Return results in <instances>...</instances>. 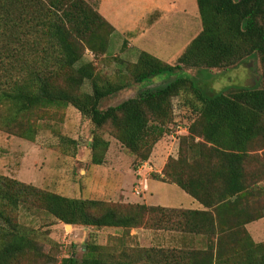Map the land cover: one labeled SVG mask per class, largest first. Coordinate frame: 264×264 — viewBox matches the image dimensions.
<instances>
[{
  "label": "trees",
  "instance_id": "obj_1",
  "mask_svg": "<svg viewBox=\"0 0 264 264\" xmlns=\"http://www.w3.org/2000/svg\"><path fill=\"white\" fill-rule=\"evenodd\" d=\"M197 5L202 30L175 65L141 52L136 63L116 60L123 71L110 77L82 63L87 51L103 59L115 31L85 0H0V131L34 142L52 110L73 107L94 128L91 163L101 166L110 149L105 135L140 165L173 123L187 127L177 157L154 179L176 185L205 209L80 200L0 176V264H57L51 255L57 244L43 243L18 222L21 206L64 225L122 231L105 246L87 242L80 259L73 254L61 264H264V242L247 230L264 218V0ZM251 58L260 65V87L217 92L176 78L100 109L103 100L167 72L229 71ZM175 99L193 116L185 126L176 121ZM137 229L194 236L196 246L140 247L131 235Z\"/></svg>",
  "mask_w": 264,
  "mask_h": 264
},
{
  "label": "rangeland",
  "instance_id": "obj_2",
  "mask_svg": "<svg viewBox=\"0 0 264 264\" xmlns=\"http://www.w3.org/2000/svg\"><path fill=\"white\" fill-rule=\"evenodd\" d=\"M85 1L96 10L100 9L101 0ZM143 10L146 13L147 8ZM145 13L141 14L140 19L146 16ZM199 22L201 26V21ZM121 25L125 27L124 24ZM129 25L135 26L136 31H132V34L136 35L134 36L137 37L136 39L139 38L132 42L131 52L133 54H136L139 49H143L148 53L159 55L158 59L163 61L174 59L172 65H175L185 44L200 29L198 23L191 24L187 21V23L179 24V26H183V31L179 36L174 40L166 41L162 37L163 33H160L157 38L155 34H139L138 31L145 32L147 30L144 28L148 24L131 23L127 26ZM166 25L167 22L162 24L159 29ZM128 38L130 37L128 36ZM121 44L116 45L113 40V45H109L106 56L101 60H96L94 54L87 51L82 63H95L100 74L112 77L123 71L124 67L116 60L128 62L122 58ZM213 73L206 71L200 74L189 69L167 72L141 84H133L129 89L103 100L100 109L106 110L117 106L146 89L164 87L176 78L193 80L201 89L212 87L217 92L231 86L255 88L261 85V69L257 58L245 60L236 69L213 71ZM84 91L91 92L88 83L85 84ZM173 105L176 121L183 126L188 124L193 118L191 113L181 107L179 99H175ZM52 112L54 113L52 117L41 123L42 127L34 142L0 131V176L69 198L128 204L125 199L128 194L130 196L128 201L137 198L136 202L141 203L144 195L138 196L137 194L144 192L140 185L143 187L146 183L148 190V181H157L154 179V175H161L160 171H163L168 159L177 157L180 140L186 136V134L177 135L173 123L168 134L156 145L151 156L152 162L144 168L145 163L138 165L135 158L119 142L105 135V139L110 142V149L105 163L96 166L91 163L90 146L94 129L91 123L82 119L81 114L73 107L52 110ZM62 138L74 141L76 146L62 142ZM174 190L180 192L179 189H174V186H167L156 194V198L166 205H174V203H169V200H174ZM145 192V195L151 194L149 190ZM17 214L18 222L25 228L35 230L40 241L43 243L53 241L57 244L58 247L51 252L52 257L57 259V264H61L65 258L73 254L80 259L84 253V245L91 240L98 245L105 246L111 237L122 234L121 230L114 228L98 230L64 225L39 210L25 206H21ZM172 233L174 232L149 229L131 231V235L135 237L133 243L145 248H172V241H170ZM144 237L146 240L143 241Z\"/></svg>",
  "mask_w": 264,
  "mask_h": 264
},
{
  "label": "crops",
  "instance_id": "obj_3",
  "mask_svg": "<svg viewBox=\"0 0 264 264\" xmlns=\"http://www.w3.org/2000/svg\"><path fill=\"white\" fill-rule=\"evenodd\" d=\"M114 2V8H113ZM145 11L143 9H146ZM154 11L151 15L150 13ZM98 12L114 27L115 31L111 37L110 44L113 45V40L117 44H121V49H123L122 58L125 61L136 63L138 57L141 52H146L143 49H139L136 54H133L131 50L133 49L132 42L137 41V37L133 36L132 31H136L135 26H127L131 23H145L148 24L144 29H147L145 32H139V34L145 35H152L155 34L160 35L166 39V41L174 40L175 37L179 36L183 31V26H179V24H184L190 22L191 24L198 23L199 31H196V35H193L191 39L185 44L184 49L189 45V43L201 32L202 26H200V16L199 10L197 5V0H101L100 9ZM145 13L146 16L141 18V14ZM193 15H190V14ZM144 14V15H145ZM145 17V18H144ZM148 18V19H147ZM145 19H147L145 21ZM140 21V22H139ZM167 22L166 26H163L161 29L159 27ZM151 23H153L151 25ZM121 24H124L125 27H122ZM150 24V25H149ZM123 36V37H122ZM128 36L130 38H128ZM127 37V38H126ZM126 50V51H125ZM184 51V50H182ZM181 51V52H182ZM148 53V52H147ZM149 54L155 55L156 58H159V55H156L152 52ZM180 56V55H179ZM173 58V57H172ZM163 61V60H162ZM174 59L164 61L168 64H171ZM172 65V64H171ZM153 158V157H152ZM152 162L150 159L147 163H145V167L149 166ZM162 170L160 171L161 174ZM158 173V172H156ZM146 182V181H145ZM141 183V182H140ZM142 184V183H141ZM146 186L143 185V187ZM167 186H174V200H169V203H174V205H166L163 201L158 200L156 198V194L161 192ZM140 188L142 186L140 185ZM148 190L151 194L145 195V191L143 189L142 193L143 201L140 204H145L147 206H154V207H165L170 209H178V210H189V211H204V207L192 199L189 195H187L184 191L178 188L176 185H169L165 184L160 181H148ZM147 190V191H148ZM139 196V195H138ZM130 196L127 194L125 196L126 203H136L137 198L131 197L132 200L128 201ZM134 200V201H133ZM69 227V226H68ZM72 228V227H71ZM247 230L249 231L250 235L252 236L253 240L256 243H263L264 242V218L260 221L254 222L247 226ZM152 235V234H151ZM171 246L172 248H193L196 243V239L194 236H187L182 235L179 233H172L171 234ZM146 240L145 237L143 241ZM153 241V239H151ZM174 246V247H173Z\"/></svg>",
  "mask_w": 264,
  "mask_h": 264
},
{
  "label": "built area",
  "instance_id": "obj_4",
  "mask_svg": "<svg viewBox=\"0 0 264 264\" xmlns=\"http://www.w3.org/2000/svg\"><path fill=\"white\" fill-rule=\"evenodd\" d=\"M176 132H177V135H183V134H187L188 133V129H187V127H178L176 129ZM142 188L147 191V187L146 186H144ZM141 194L142 193L138 192L137 195H141Z\"/></svg>",
  "mask_w": 264,
  "mask_h": 264
}]
</instances>
